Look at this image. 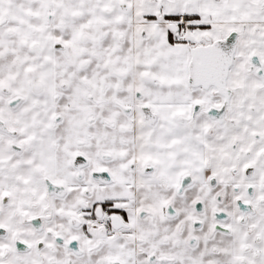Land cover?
Wrapping results in <instances>:
<instances>
[{
    "label": "snow or ice",
    "instance_id": "obj_1",
    "mask_svg": "<svg viewBox=\"0 0 264 264\" xmlns=\"http://www.w3.org/2000/svg\"><path fill=\"white\" fill-rule=\"evenodd\" d=\"M0 264H264V0H0Z\"/></svg>",
    "mask_w": 264,
    "mask_h": 264
}]
</instances>
